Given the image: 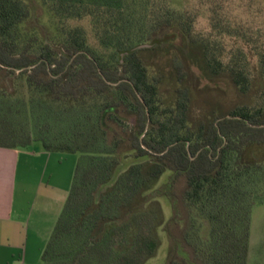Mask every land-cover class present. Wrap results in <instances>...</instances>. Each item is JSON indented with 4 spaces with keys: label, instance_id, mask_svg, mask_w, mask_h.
I'll use <instances>...</instances> for the list:
<instances>
[{
    "label": "trees",
    "instance_id": "obj_1",
    "mask_svg": "<svg viewBox=\"0 0 264 264\" xmlns=\"http://www.w3.org/2000/svg\"><path fill=\"white\" fill-rule=\"evenodd\" d=\"M205 7L212 28L241 36L232 23L235 0H193ZM62 35L60 53L37 36L22 38L30 18L22 0H0V73L16 75L18 90L0 88V147L41 143L50 153L80 154L70 194L43 252L44 264H147L161 242L158 210L125 208L151 191L166 171L186 178L185 200L194 213L185 239L201 264H247L252 213L264 205V104L240 106L228 117L194 128L192 92L180 86L172 103L160 97V78L152 79L140 50L143 44L200 43L191 52L202 74L227 67L242 93L256 70L264 81V50L253 68L238 53L228 64L209 40H197L193 9L176 10L170 0H42ZM89 19L102 51L87 32L70 21ZM243 56V58H242ZM177 62L179 82L185 72ZM142 98V100L140 99ZM131 122L130 132L118 125ZM57 128V129H56ZM151 158L131 165L105 193L125 153ZM198 219L209 224L200 236ZM113 223L112 225L109 223ZM170 264H183L176 258Z\"/></svg>",
    "mask_w": 264,
    "mask_h": 264
},
{
    "label": "rangeland",
    "instance_id": "obj_2",
    "mask_svg": "<svg viewBox=\"0 0 264 264\" xmlns=\"http://www.w3.org/2000/svg\"><path fill=\"white\" fill-rule=\"evenodd\" d=\"M31 11L30 18L21 26L22 38L26 40L30 36H37L47 44L52 45L60 53H63L61 45L62 35L48 8L42 0H22ZM176 10L193 9L197 15L194 25V36L198 42L209 40L211 49L217 58L228 64L235 59L238 53H243L242 63L247 61L253 68L257 66V53L264 50V0H235L232 5V23L243 27L241 36L220 34L212 28L210 14L205 7L193 0H170ZM71 26H79L87 32L89 44L96 50L102 51L101 46L94 36L89 19L70 21ZM201 43V42H200ZM200 43L188 44L183 48L180 38L172 43L159 44L157 47L140 50V56L148 67L150 77L160 78V97L162 102L172 103L178 87H188L192 92V103L189 112V120L192 127L197 128L203 123H210L217 119L228 117L230 113L240 106H253L264 104V81L259 73L252 72V84L247 93H242L234 83L227 67L218 75L209 77L202 74L198 64L191 59V52L200 57L202 51ZM177 62L183 65L180 71L186 76L183 83L179 82V71L175 68ZM16 75L9 71L0 73V88L8 94L18 90L14 82ZM121 133L130 132L133 127L131 122L124 121L118 125ZM57 129V128H56ZM41 146V143H35ZM80 154L58 153L54 158L57 161V169H50L48 176L52 174L51 186L62 189L73 181L74 171L80 159ZM151 158H137L133 152L125 153L120 159V165L115 172L113 180L104 186L99 194L105 193L113 186L118 177L131 165L146 162ZM152 160V159H151ZM50 174V175H49ZM48 180V178H47ZM188 190L186 178L176 175L175 172L166 171L156 186L143 195L133 205L123 211L121 219L114 224L127 221L133 211L159 210L161 221L157 228V236L161 245L154 258L147 264H170L171 259L176 258L183 264H201L196 260L191 246L185 239L187 230L191 225V216L194 214L185 200ZM109 224H113L112 222ZM201 225L200 236L208 238L209 224L204 219H198ZM253 257L256 264H264V205L255 206L252 213Z\"/></svg>",
    "mask_w": 264,
    "mask_h": 264
},
{
    "label": "crops",
    "instance_id": "obj_3",
    "mask_svg": "<svg viewBox=\"0 0 264 264\" xmlns=\"http://www.w3.org/2000/svg\"><path fill=\"white\" fill-rule=\"evenodd\" d=\"M56 154L35 143L0 147V264H44L43 252L72 187L51 186L48 172L57 169ZM247 264H256L252 224Z\"/></svg>",
    "mask_w": 264,
    "mask_h": 264
},
{
    "label": "water",
    "instance_id": "obj_4",
    "mask_svg": "<svg viewBox=\"0 0 264 264\" xmlns=\"http://www.w3.org/2000/svg\"><path fill=\"white\" fill-rule=\"evenodd\" d=\"M154 45H155V44H143V45H140V46H138V47H135V48H133V49H131V50H128V51H126V52H123V55H125V54L135 53V52H137L138 50H141V49L151 48V47H153ZM140 99L142 100L141 97H140Z\"/></svg>",
    "mask_w": 264,
    "mask_h": 264
}]
</instances>
